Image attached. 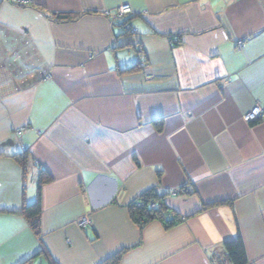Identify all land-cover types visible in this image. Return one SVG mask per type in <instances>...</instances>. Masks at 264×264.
Segmentation results:
<instances>
[{
  "label": "crops",
  "instance_id": "0c3cea01",
  "mask_svg": "<svg viewBox=\"0 0 264 264\" xmlns=\"http://www.w3.org/2000/svg\"><path fill=\"white\" fill-rule=\"evenodd\" d=\"M149 188L180 221H133ZM237 236L264 264V0H0V264H230Z\"/></svg>",
  "mask_w": 264,
  "mask_h": 264
},
{
  "label": "trees",
  "instance_id": "16d2710c",
  "mask_svg": "<svg viewBox=\"0 0 264 264\" xmlns=\"http://www.w3.org/2000/svg\"><path fill=\"white\" fill-rule=\"evenodd\" d=\"M57 20H69L71 16L65 14H59L55 16ZM129 27L132 26L125 19L123 28L125 31H129ZM21 161H25V156H21ZM40 177L37 184V196L34 202L25 204L22 208L25 217L35 233H38L40 227V188L44 181L48 180V177L44 176L43 170H40ZM165 193L159 192L156 188H149L137 196L128 204V210L133 221L142 227L145 223L152 219L160 220L165 226H170L181 220L175 212L171 211L164 202ZM223 249L226 255V259L230 264H248V260L245 254L243 242L239 236L234 240L225 241L223 243ZM120 254H115L109 258L104 259L100 264H117ZM50 264H55L51 262Z\"/></svg>",
  "mask_w": 264,
  "mask_h": 264
},
{
  "label": "built area",
  "instance_id": "2783aa9c",
  "mask_svg": "<svg viewBox=\"0 0 264 264\" xmlns=\"http://www.w3.org/2000/svg\"><path fill=\"white\" fill-rule=\"evenodd\" d=\"M131 12V8L129 5L127 4H121L119 6L116 7L115 12L113 13L115 18H121L124 17L126 15H128ZM129 31L133 32L135 31V29L132 27H129ZM259 114H261V110L258 107L253 108V110L245 115V119L246 120H252L254 118H256ZM24 128H17L16 134H20L21 131ZM171 193H176V191H171ZM77 225L80 227H85L87 224L90 223V218L89 215L85 214L83 216H81L77 221H76Z\"/></svg>",
  "mask_w": 264,
  "mask_h": 264
}]
</instances>
